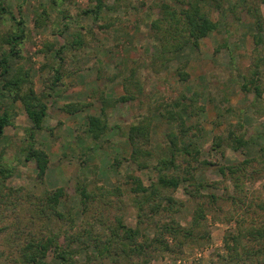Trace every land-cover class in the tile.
<instances>
[{"label":"rangeland","instance_id":"obj_1","mask_svg":"<svg viewBox=\"0 0 264 264\" xmlns=\"http://www.w3.org/2000/svg\"><path fill=\"white\" fill-rule=\"evenodd\" d=\"M156 1L118 0L114 9H104L103 17L95 21L90 16H79L81 10L90 4L88 0H2L4 6L11 10L15 17L23 18L26 33L21 43V56H9L8 58L9 75L14 68L21 66L29 71L34 87L38 85L39 91H48L44 88L42 76L46 70H42L41 66L52 58L51 55L55 48L57 49L64 41L71 39L72 33L78 30L83 34L84 43L78 48H68L62 53L65 57L63 67L66 72L72 73L69 75L68 72V76L58 86L67 82L77 71L96 70L100 79H97L96 84H93L95 86L89 90L91 91L90 100H87L82 108L83 110L89 106L93 114L88 115L93 116L100 115L101 108L104 107L101 97L113 99L124 94H132L134 97L131 100L107 104L105 111L110 129L97 140H93L86 134L84 131L86 124L82 126L77 123V129L71 130L66 127L65 123L62 124L60 117H56V123L53 126L48 124V119H51L49 114L44 117L43 124L46 128L39 131L35 138L36 144L46 149L49 157V166L42 181H38L34 176L33 162H23L18 147L8 145L5 149L6 159L9 162L15 161L16 166L14 173L7 178L5 184L13 188L23 187L21 194L31 192L35 195H43L44 191L62 186L67 197L60 201L58 208L62 210L69 205L75 207L76 220L73 230H79L86 224L85 220L87 224L98 225L94 222V216L91 215L93 211L90 210L84 214L81 210L76 192L78 180L87 182L88 189L94 188L95 185H102L106 189L119 186L123 191L121 194L122 201H124L123 206L117 208L116 211L113 208L104 210L103 215L111 218L115 211L123 216L128 226L137 225V207L133 203L135 193L130 188L133 183L127 176L133 173L135 163L129 160L130 147L126 130L129 124L151 110L154 115L151 147L158 152L165 145L164 133L168 126L164 120H160L152 108L179 98L181 92L189 95L193 90H198V103L204 107V111L191 118L188 124L195 122L202 127V130L197 131L192 139L200 147L201 158L212 163L196 170V179L224 181L219 184L218 188L210 189L211 191L223 195L228 192L233 193L232 184L221 177L218 167L225 163L240 161L246 156L257 157L258 147L264 146V92L257 101H254L252 93L240 88L241 76L247 73L252 56L253 44L249 34L252 30L251 19L239 11V20L233 19L230 15L223 17L218 10L212 8L210 15L218 22L217 31L211 32L201 40L198 51L187 48L180 56H177L178 58H175L176 60H170L160 66L158 59L152 63L148 62L153 47L147 32L149 20L158 11ZM107 3L112 4V0H108ZM43 8L47 16L42 24L37 25L35 18ZM61 9L66 12L61 13ZM259 11L264 25V3H259ZM5 16L3 14L2 18L0 17V34H3L7 27L14 26L13 22ZM65 22L69 23V27L61 32ZM185 59H188L185 70L189 76L186 80H182L175 70ZM146 60L147 66L143 65V69L139 68V64H143V61L145 63ZM131 68L139 71L140 77L143 78L142 84V81L136 84L135 81L139 75L136 72V75L131 76L129 73ZM78 80H82V77H76V81ZM106 80L111 82L112 86L116 84L112 88L109 86L101 88L102 85L97 83ZM138 84L143 86L141 93L137 91L140 86ZM120 85L127 87V91L120 89ZM55 89L56 87L53 90ZM48 97L46 102L50 106ZM56 98L62 97L57 96ZM2 99L4 107L8 108L14 116V123L4 128V135L7 137L0 139V145H6L9 140L16 142L23 139L24 128L30 122L19 101H13L7 94ZM50 112V115L54 114L53 107ZM240 121L243 130L246 131V137L249 138L245 146L238 150L222 146L223 153L211 148L215 134L224 133L230 123ZM9 134H12L13 139H8ZM24 142L22 140V143ZM50 146L53 148L50 149ZM154 162V158L149 160V163ZM252 165L261 168L263 177L259 181L244 182V187L237 193L240 198L235 196L234 199H219L216 204L204 202L202 205L205 218L195 228L200 231L207 230L209 232L207 239L187 242L183 245L181 252L172 247L168 251L160 248L152 250L147 261L144 260V254L132 255L127 262L124 261L122 264H210L212 259L226 258L228 254L224 241H231L227 237L229 233H237L239 229L264 224V213L251 206L254 201L264 198V160L260 163L254 161ZM155 177L156 172L149 168H143L140 172V178L145 185ZM112 196L116 197V195ZM174 196L184 201L183 206L175 214L176 219L182 225L191 226L192 213L197 199L195 201L185 195L181 187L174 192ZM28 197L14 196L13 198L11 196V200L16 202L14 206L1 203L0 226L13 221L17 214L21 215L23 209L26 210L32 200ZM4 207L7 209L4 210ZM143 223L141 229L144 233L151 235L150 225H145L147 222ZM2 234L0 233V250L3 251L5 262L10 264L12 258L17 255L14 249L16 244L12 242V245H9ZM241 240L246 242V237L242 236ZM10 250L14 252L11 253ZM79 260V264H85L82 256H79ZM104 264L113 263L105 261Z\"/></svg>","mask_w":264,"mask_h":264},{"label":"trees","instance_id":"obj_2","mask_svg":"<svg viewBox=\"0 0 264 264\" xmlns=\"http://www.w3.org/2000/svg\"><path fill=\"white\" fill-rule=\"evenodd\" d=\"M107 1L88 0L90 4L81 10L79 16H90L97 21L103 17L104 9H114L118 3V0H112V4L108 5ZM259 3H264V0H157L158 11L149 20L147 32L153 47L148 62L152 63L158 59L161 66L180 56L187 48L198 51L201 40L218 29V22L210 15L212 8L218 10L223 17L230 15L235 20L240 19L239 11L251 19L252 30L249 34L253 44L251 60L247 73L241 76L240 88L252 93L254 101H257L264 92V25ZM64 11L61 9L60 12ZM3 14L13 22L14 26L7 27L6 31L0 34V139L5 126L14 123L13 114L4 107L2 98L6 94L13 101H19L30 122L24 128L23 139L16 142L9 140L6 145H0V205L3 202L4 205H16V202L11 200V196L13 198L29 196L28 198L32 199L21 215L17 214L13 221L0 226V233H3L2 236L9 245H12V242L16 244L14 249L17 255L12 258L10 264H79V256H82L85 264H104L105 261L122 264L132 255L144 254V260L147 261L151 255L150 252L158 248L168 251L172 247L181 252L183 245L187 242L205 240L209 237L207 230L200 231L195 228L205 218L202 206L204 202L216 204L219 199H234L244 187V182L259 181L263 177L261 168L252 165L254 161L260 163L264 160V146L261 145L258 147L257 157L246 156L240 161L225 163L218 167L221 177L232 184L233 193L228 192L223 195L210 190L218 188L219 184L224 182L223 180L196 179V170L212 163L201 158L200 147L192 139L197 131L202 130V127L195 122L189 124L188 122L202 113L204 107L198 103V90H193L189 95L181 92L179 98L152 108L160 120H164L168 126L164 133L165 145L158 152L151 147L154 118L151 110L129 124L126 130L130 147L129 160L135 163L133 173L127 176L133 183L130 188L135 193L133 203L137 207V225L128 226L123 216L115 212L117 208L123 206L124 202L121 197L123 191L119 186L106 189L102 185H95L94 188L88 189L87 182L78 180L76 192L81 210L84 214L90 210L93 211L91 215L94 216V222L98 225L87 224L85 220V225L79 230H73L76 220L75 207L69 205L62 210L58 208L60 201L67 197L64 188L59 186L53 190L44 191L43 195H35L31 192L21 194L23 187L13 188L5 184L7 178L14 173L16 166L15 161L9 162L4 153L8 145L18 147L23 162H33L35 178L38 181L43 180L49 157L46 150L36 144V134L46 128L43 124L48 109L46 98L68 76L69 71L66 72L63 67L65 57L62 53L68 48L80 47L84 43L83 34L76 30L72 33L71 39L54 49L51 61L47 60L41 66L42 70H46L42 76L44 88L48 91H36L28 70L17 66L11 71V75L8 74L10 68L8 58L21 56V43L26 33L23 18L15 17L14 13L8 10L0 0L1 18ZM46 16V10L43 8L40 13H37L36 24H42ZM68 27L69 23L65 22L60 31L64 32ZM45 45L50 46L48 43ZM146 62L147 60L145 63L143 61L144 65ZM187 63L188 59H185L175 70L182 80H186L189 76L185 70ZM139 68L143 69L140 66ZM153 68L156 67L153 66ZM136 72L137 70L132 68L130 75H136ZM71 73L69 72V75ZM137 74H140L139 71ZM140 76L137 80L135 79L136 84L140 81H142L141 84L143 83V78ZM141 84H138L140 85L137 89L138 93L142 92ZM124 89L127 91V87L124 86ZM133 98L132 94H124L113 99L101 97L102 106H104L101 108V114L86 116L84 127L86 134L93 140L99 139L110 129L105 111L107 104ZM84 105L85 102H68L61 108L66 112L75 113L81 111ZM47 129L51 128L47 127ZM22 140L25 142L22 143ZM248 142L249 138L246 137V131L243 130L240 121L230 123L224 133L215 134L211 148L223 153L222 146L238 150ZM151 158L155 159L154 163H149ZM143 168L156 172L155 179L150 180L147 185L140 178ZM180 187L185 195L195 201L197 199L191 226L182 225L175 217L176 212L184 204L182 199L174 196V192ZM203 189L206 191H202ZM251 206L264 213V198L254 201ZM110 208L115 210L111 218L103 215L104 210ZM143 222H147L145 225H150L151 235L144 233L141 229ZM242 236L246 237V242H242ZM227 237L231 239L230 242L224 241L227 257L219 260L212 259L210 264H264L263 223L239 229L237 233L231 232ZM3 256V251L0 250V264H8Z\"/></svg>","mask_w":264,"mask_h":264},{"label":"crops","instance_id":"obj_3","mask_svg":"<svg viewBox=\"0 0 264 264\" xmlns=\"http://www.w3.org/2000/svg\"><path fill=\"white\" fill-rule=\"evenodd\" d=\"M212 53H214V52H212ZM143 65H144V63L139 64L140 67H143ZM72 66H74V64H72ZM131 69H130V71H131ZM107 72L109 74L108 70H107ZM78 76H81L82 80L76 81V77H78ZM97 79L99 80L100 78L97 74V71L94 69H88L86 71H77V72H75V74L72 77H70L68 79L67 82H65L61 86L56 87L55 90L51 91V95L48 97L50 99V102L48 103V104H50V106H48V109H47L48 112L46 111V115H45V117H46L49 114V116L51 117V119H48L49 120L48 124L53 126L56 123V117H60V119L62 120V124L65 123L66 127L71 128V130L76 128L77 123H79V125L82 124V126H84L86 124V115L93 114L91 111V108L89 106H86L83 110H81L79 112H75L73 114H70L68 112L65 114L64 110L61 109V106L64 103L71 102V101L72 102H76V101L86 102L87 100H90L91 91H89V90H91V88H93L95 86L93 84H96L95 82ZM97 83L102 85L101 88L104 86H109L112 88L116 84V83H114L112 86V83L107 82V80L103 81L101 83L99 81ZM34 88L36 91L40 90L38 85H36ZM122 88L124 91V87L120 85V89H122ZM57 96L62 97V98L57 99L56 98ZM54 99H57V100L55 101ZM51 107H53V109H54L53 115H50ZM68 121H70V122H68ZM4 134H5V131L3 132L2 138H4V136H5V138L7 137ZM11 135L12 134H9L8 139H10V138L13 139ZM72 136L74 137V135H72ZM62 139H64V138H62ZM70 141H71V139L69 140V144H70ZM51 148H53V147L50 146V149ZM48 166H49V164H48Z\"/></svg>","mask_w":264,"mask_h":264}]
</instances>
